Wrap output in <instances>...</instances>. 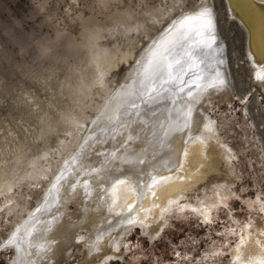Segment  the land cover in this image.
Segmentation results:
<instances>
[{"label": "bare ground", "instance_id": "6f19581e", "mask_svg": "<svg viewBox=\"0 0 264 264\" xmlns=\"http://www.w3.org/2000/svg\"><path fill=\"white\" fill-rule=\"evenodd\" d=\"M111 1L99 0V8L104 13V18L97 16L84 18L80 37L73 36L68 41L69 53L64 54L62 59L73 79H70L68 75L62 80L56 90L57 98L48 99L44 104L37 94L25 90V95L21 94L20 102L24 116L30 121L26 122L27 125L23 129L19 128L20 132L10 127V124L0 125V196L10 201V208L15 209L19 202L13 201L18 196H26L22 193L25 183H28L29 188L45 183L43 193L34 208L27 210L29 208L24 204L20 205L21 210H27V214L16 222L8 237L0 244V247L4 246L11 234L20 228L21 248L27 249L31 255H24L23 252H17L14 247L8 246L14 251L9 264H13V261H22V264H60L61 260L68 259L74 253L72 247L78 250L79 244L85 251L83 258L77 260V264H95L96 261H103L100 259H105L107 256L114 257L119 254L115 250V243L119 242L121 245L126 235L135 227L125 231L127 225L120 224L119 221L126 219L128 215H135L144 222L145 227H141L142 231L147 232L150 237L156 236V231L161 229L167 220V212L179 202L182 194L188 190L193 191L201 185L198 183L205 181L211 172L221 169L222 162H226L231 169L234 166L235 159L231 157L236 155L220 134L219 125L210 113V109L213 102L221 100L220 96L218 98L219 94L230 102L235 88L239 92L245 90L244 81L240 79L244 68L252 72L251 76L264 69V0H206L207 4L214 9L217 42L223 48L218 55L209 52L207 62L214 64L216 59H224L225 63L219 67L228 83L221 89H208L202 94H197L196 102L192 104L191 139L186 133L173 132L162 146H157L155 142L146 144L145 140L150 138L152 120L144 117L149 127L142 130L139 121L135 125H128L127 131L137 139L129 142L126 152L121 149L117 152L115 160L109 159L105 163V156H100L98 153L106 154L115 150L119 146L120 136H116L115 141L109 138L103 143L92 144L89 141L87 145H84L83 152L80 150L85 138L93 134L87 130L93 127L91 121L105 111L106 101L120 88V85L128 82L124 79V73L110 85L108 76L119 69L124 62L137 59L140 50L147 47L148 41L158 39L162 34L161 30L167 27L169 19L175 18L178 14L177 7L174 5L184 2V0H169L168 3L148 7L141 12L132 6L124 8L116 6L112 9ZM221 1L225 4L224 10L218 6ZM105 10L109 11L105 12ZM165 15H168L167 19ZM118 25L122 26V29H118ZM223 25L229 29L238 27L237 37L245 45L247 57L240 56L236 46H234L233 54H229L228 45L220 32ZM137 26H140L138 31H145L147 40L143 41L136 50L138 41L132 40V35L130 36L129 33H131L130 29ZM105 30H112L113 34L120 31L129 41L124 45L116 43L108 46L102 41ZM229 37L226 41H230ZM233 40L235 39L232 38L230 41L231 46L238 42L235 43ZM50 66L53 67V65ZM132 66L133 63L126 72L130 71ZM98 67L106 74L103 88L96 84ZM247 80L245 81L249 83ZM55 93L52 92V95ZM64 95H67L69 101L60 104L59 98ZM94 95L100 98L95 99ZM249 105L251 122L264 154V116L259 105L253 100ZM88 107L94 109V114H88ZM208 120L215 122L213 132L203 127V123ZM261 124H263L262 128ZM110 126L106 116L102 117L96 133H99V129ZM120 131L127 134L125 129ZM198 136L203 143L196 139ZM100 139L104 138L100 137ZM228 149H231V153ZM185 151L188 153L187 156L184 155ZM78 153L80 155L73 162L71 158ZM55 155L62 158V161L57 163L53 170ZM129 159L134 161L131 168L124 163ZM141 159L144 161L143 164L136 162ZM65 161H68L67 166ZM94 167L100 168L99 176L107 179H98L95 174H86ZM61 171L68 179L60 182L59 199L54 201L52 196L57 193L53 189L49 194V190L52 189L55 177ZM153 176L157 178L158 183L148 188L147 185L151 183ZM125 177L128 182L119 186L116 193L117 203L109 210L112 197L104 195L100 186L102 184L107 189L110 187L109 179ZM160 177H169V179L160 180ZM77 179L80 184L73 191L70 185ZM85 180L89 182L87 193L83 187ZM209 181L211 182V179ZM28 191L26 193L30 194ZM46 196L50 207L44 205ZM129 204L134 205L131 213L127 208ZM209 205L210 201L205 200V206ZM2 207L0 204V210ZM37 207H41V211L37 212ZM120 211L123 215L116 216L115 213ZM249 223L251 228L244 231L246 243L239 250V255L245 262L264 257V226H258L252 220L247 224ZM33 226L36 229L34 237L42 234V239H34L33 243L43 242L45 252L37 254L36 248H28L26 240L23 239L26 235L25 229ZM252 228H254L253 232ZM80 237H83V240ZM97 237L101 238L97 240ZM238 242L236 241V244ZM234 253L235 258L238 254L236 247Z\"/></svg>", "mask_w": 264, "mask_h": 264}, {"label": "rangeland", "instance_id": "374dc122", "mask_svg": "<svg viewBox=\"0 0 264 264\" xmlns=\"http://www.w3.org/2000/svg\"><path fill=\"white\" fill-rule=\"evenodd\" d=\"M168 1L112 0L111 8L132 6L142 12L148 7L163 5ZM218 6L224 10L225 4L221 1ZM108 11L105 10V12ZM93 16L104 18V13L99 8V0H0V125L10 124V127L18 131L27 125L30 120L24 116L20 102L26 91L37 94L44 104L48 99L57 98L56 90L62 80L68 75L70 79H73L62 59L64 54L69 53L68 41L73 36L79 38L82 20ZM166 16L168 15H165V19H167ZM117 28L122 29V26L118 25ZM236 31L238 32L237 26L229 29L223 25L220 28L222 38L228 45L229 54H233L234 46H236V50L239 49L238 54L247 57L245 45L239 41ZM113 33L112 30L104 31L102 41L106 45L113 46L116 43L124 45L129 41L120 31ZM129 34L132 35V40L138 41L136 50L147 37L143 30L131 31ZM227 37L230 41L233 38L235 39L233 42H238L231 46L232 43L229 40L226 41ZM70 59H72L71 56ZM130 62L133 63L132 60ZM130 62H124L117 69L118 71L115 70L109 74L110 85L128 70L131 66ZM249 71L248 68H244L242 74L240 72V79L246 86L245 90L239 92L235 88L230 102L219 94L218 98L220 96L221 100L213 102L214 105L211 106L213 109H210V113L219 125L220 134L236 155L233 168H229L226 162H222L221 169L211 172L206 178H210L211 182H208L210 179L207 181L205 179L204 182L198 183V185L201 184L199 188L182 194L179 202L167 212V220L162 225L163 230L158 236L150 237L139 225H136L124 238L121 244L122 251L114 257L111 256L113 257L111 264H231L238 239L228 235L226 230L234 228L239 234L244 225L251 220L258 226H264V214L259 212L260 205L253 203L256 196L264 202V154L248 112L249 103L253 100L259 105L264 116V82H259L255 75L251 76L252 72ZM246 79L249 80L250 85L245 81ZM52 92L56 93L52 95ZM94 97L100 98L97 95ZM61 98H59L60 104L69 101L67 95ZM87 110L88 114H94L93 108ZM262 126L263 124L260 125L261 128ZM53 160L56 161L52 164L54 170L55 165L59 164L62 158L55 155ZM219 176L222 177L219 178ZM44 186L45 183H41L35 188H29L28 183H25L22 193L26 196H18L13 201L19 202L15 209L10 208V201L0 196V204L3 206L0 210V244L8 237L16 222L27 214V210L34 208L43 193ZM27 191L30 194L26 193ZM217 192L228 197L225 203L231 210L230 214L226 215L222 207L214 209L213 218L222 223L204 225L202 217L193 213L191 208L205 206V200L210 201V207L218 203ZM232 194L240 197V200L236 201ZM184 199L187 200L184 201ZM21 204L29 209L21 210ZM182 205L190 207L181 212ZM253 229H251L252 232ZM221 232H225V236H219L218 233ZM224 245L227 247H223ZM72 249L74 253L71 257L61 260L60 264H77V260L83 258L85 251L83 246L79 244L78 250L76 247ZM216 251H222L225 254L212 256L211 253ZM177 252L180 253L179 256L176 255ZM206 255L207 260H205ZM13 256L12 248L0 247V264H9V259ZM102 262L98 260L95 264H102Z\"/></svg>", "mask_w": 264, "mask_h": 264}, {"label": "snow or ice", "instance_id": "6c2138e0", "mask_svg": "<svg viewBox=\"0 0 264 264\" xmlns=\"http://www.w3.org/2000/svg\"><path fill=\"white\" fill-rule=\"evenodd\" d=\"M177 7L178 14L175 18H170L166 28L161 30L162 34L158 39H152L148 41L147 47L140 50L138 58L133 61V66L130 71L125 72L124 79L127 83H122L120 88L116 90L112 97L106 101L105 111L99 113L94 120L91 121L92 128L87 129L93 133L85 138L84 144L81 145V152L84 150V145H87L89 141L92 144L106 142L111 138L115 141L116 136H120L119 146L115 150L98 153L100 156H105V163L108 160H115L117 152L121 149L127 151L129 142H134L137 137H134L131 132L127 131L128 125H135L137 121L144 130L148 128V121L144 117H148L152 120L150 125V138L145 140L146 144H152L155 142L157 146H162L164 141L169 137L170 133L180 132L186 133L191 139V126L193 124V108L192 104L196 102L197 94H202L208 89H221L228 83L225 75L221 72L219 65H223L225 60L218 58L214 64H209V52L216 53L217 55L223 51L222 46L218 45L217 32H216V17L214 9L209 6L206 0H184V4L174 5ZM188 9H191L190 11ZM137 28L130 29L131 31H138ZM147 40V37H145ZM203 65V67H202ZM105 72L97 68V86L103 88ZM255 78L264 82V69L256 72ZM110 121L111 126L109 128L99 129V133H96V129L99 128V121L102 117H105ZM215 122L208 120L203 123V127L209 132L214 131ZM84 127V125H81ZM125 129L127 134L125 135L120 130ZM100 137L104 139L101 140ZM200 140V137H196ZM203 143V140H200ZM231 153V149H228ZM77 156H73L71 159L76 161ZM141 155V153H137ZM188 155L187 151L184 153ZM236 159L235 156L231 157ZM143 164L144 161H136ZM67 166L68 161L64 162ZM129 167L133 165L134 161L131 159L124 161ZM183 167V165H181ZM101 169L92 168L87 175L95 174L98 179ZM47 179V177H45ZM64 172L61 171L59 175L55 177V183L52 184V189L49 190L51 194L54 189L57 195H53L52 199L58 201L59 187L62 180H67ZM160 180L169 179V177H160ZM110 187L105 189L101 184V191L104 195L112 197L109 205V210L117 203L116 193L120 185L126 184L127 178H114L109 179ZM158 183L156 177H151V183L147 185L151 188ZM80 184L79 179L72 183L70 187L75 191L77 185ZM88 180H85L83 187L85 192L88 191ZM134 190V189H133ZM155 195V193H153ZM236 201L240 200V197L232 194ZM218 197V203L213 204L211 207L201 206L199 208H191L193 213H197L202 217V224L211 226L214 223H222L213 218V210L223 208L225 214H230V209L225 201L227 196H222L219 192L216 193ZM255 204H259V212L264 214V202L261 201L259 196H256ZM44 205L49 206L47 196L45 197ZM134 205H127L128 212L131 213ZM189 205H182L180 211L183 212ZM36 211H41V207H37ZM116 216H122L123 212H116ZM120 224L127 225L125 231L137 224L140 227H145L144 222L139 220L135 215H128L126 219L119 221ZM251 228V224L244 225L240 233L237 234L236 229L229 228L226 230L227 234L234 239H238V243L235 245L237 255L231 261V264H264V257L257 258L245 262L239 255L240 248L245 245L246 239L244 231ZM163 229H158L156 235ZM36 231L35 226L25 229V237L28 248L35 247L37 254L45 252L46 248L43 242L33 243V240L42 239L40 236L34 237ZM20 228H17L11 236L7 239L4 247L12 246L17 252H23L24 255H31L27 249L21 248L22 240L19 239ZM146 235V233H145ZM219 236H225V232L218 233ZM101 237H97L99 240ZM123 239V237H121ZM155 238V237H153ZM83 240V237H80ZM259 244V241H257ZM115 250L121 251V245L116 242ZM223 247H227L224 245ZM125 248L127 246L125 245ZM99 251V249H97ZM222 251H216L211 253L212 256L224 255ZM180 255L179 252L176 253ZM119 259V258H117ZM207 260V255L205 256ZM113 257L107 256L102 264H111ZM13 264H22V261H13Z\"/></svg>", "mask_w": 264, "mask_h": 264}]
</instances>
